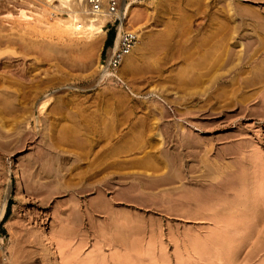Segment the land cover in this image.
Listing matches in <instances>:
<instances>
[{"label":"rangeland","instance_id":"374dc122","mask_svg":"<svg viewBox=\"0 0 264 264\" xmlns=\"http://www.w3.org/2000/svg\"><path fill=\"white\" fill-rule=\"evenodd\" d=\"M47 1L0 0V264H264V0H120L105 79Z\"/></svg>","mask_w":264,"mask_h":264},{"label":"bare ground","instance_id":"6f19581e","mask_svg":"<svg viewBox=\"0 0 264 264\" xmlns=\"http://www.w3.org/2000/svg\"><path fill=\"white\" fill-rule=\"evenodd\" d=\"M49 1V3H52L53 1H57L58 3H60V6L62 7V8H64L68 13H73L72 14V16H69V19H56L57 21L56 22H54V23H57V24H55V26L57 27L56 29H72L73 31L75 30V32L77 31V33H78V31H79V34H77V40L79 39H88V37H92L93 38V36L95 35V34H98V33H100V35H98L101 39H103V37H104V32L102 31V29H103V27H104V25H105V23L108 21V19H106V18H100V17H97V16H94V15H92L90 12H89V9H88V7H87V4H86V0H76V3H74V4H72V1L73 0H48ZM47 1V2H48ZM121 2V1H120ZM123 2V1H122ZM121 2V3H122ZM125 3V2H124ZM122 4V7H121V11H120V14H119V17L121 18V19H123V18H125V16H126V14H127V4ZM76 7V9L77 10H75V12H72V9H71V7ZM63 9V10H64ZM124 12H126V13H124ZM93 19V20H91V22H87V19ZM55 21V20H54ZM93 21V22H92ZM29 27H31V26H29ZM34 28V27H33ZM24 30V29H23ZM29 30V29H28ZM22 31V30H21ZM59 31V30H58ZM26 32H28V31H26ZM75 32H74V34H75ZM1 33V32H0ZM11 33V32H10ZM25 33V32H24ZM29 33V32H28ZM2 34V33H1ZM25 34H27V33H25ZM24 34V35H25ZM75 34V35H76ZM6 35V34H5ZM8 35H10V34H8ZM30 35V34H29ZM35 35V34H34ZM18 36H20L19 34H18ZM97 36V37H98ZM220 36V35H219ZM218 36V37H219ZM1 37V36H0ZM4 37L6 38L7 36H3L2 38L4 39ZM17 37V36H16ZM21 37V36H20ZM22 37H23V35H22ZM96 37V38H97ZM95 38L94 40H92V38H90L92 41H90L91 43H93L94 44V42H97V40H99L100 38ZM2 38L0 39V43H3L2 44V46L3 45H5V44H12L13 46H14V43L17 41L16 39L14 40V39H10V38H6V39H4V40H6L5 42H2L3 40H2ZM15 38V37H14ZM24 38V37H23ZM215 38V37H214ZM20 39H22V38H20ZM19 39V40H20ZM30 39V38H29ZM18 40V41H19ZM17 41V42H18ZM22 41V40H21ZM23 41H25V40H23ZM22 41V42H23ZM27 41V40H26ZM25 41V42H26ZM29 41V40H28ZM101 41V40H100ZM210 41V40H209ZM215 41V40H214ZM213 41V42H214ZM217 41V40H216ZM15 43V45H17L18 46V43H20V42H18V43ZM82 42V41H81ZM99 42V41H98ZM22 45H24L23 43H22ZM29 45V48H32V47H30V44H28ZM89 45V44H88ZM209 45V44H208ZM92 46V45H91ZM262 46H263V44H262ZM4 47V46H3ZM16 47V46H15ZM23 47V46H22ZM21 47V50L23 49ZM28 47V46H27ZM26 47V48H27ZM1 48V47H0ZM20 49V48H19ZM33 49V48H32ZM14 51V50H13ZM32 51V50H31ZM27 52H28V50H27ZM254 52V51H253ZM30 53V52H29ZM33 53V52H32ZM257 54V53H256ZM251 57H253V56H251ZM247 62V61H246ZM13 63V62H12ZM246 64V63H245ZM8 66V65H7ZM4 68H5V66H4ZM7 68V67H6ZM13 70V69H12ZM33 70V69H32ZM10 71V70H9ZM3 72V71H2ZM5 72V71H4ZM8 72V71H7ZM26 72V71H25ZM10 73V72H9ZM8 73V74H9ZM5 74V73H4ZM28 75V74H27ZM2 76V75H1ZM9 76V75H8ZM20 76V75H19ZM26 76V75H25ZM30 76H32V75H30ZM110 76V73H108L107 71H100V75H99V77H100V79H105V78H107V77H109ZM5 77H6V75H5ZM10 77V76H9ZM9 77H7V78H9ZM28 77V76H27ZM13 78V77H12ZM32 78V77H31ZM14 79V78H13ZM12 79V80H13ZM28 79H30V77L28 78ZM28 79H27V81H28ZM38 79V78H37ZM15 80V79H14ZM19 80V79H18ZM36 80V79H35ZM40 80V79H39ZM6 81V80H5ZM16 81V80H15ZM34 81V80H33ZM33 81H31V82H33ZM2 82H4V81H2V80H0V84L2 83ZM7 82V81H6ZM18 82H20V81H18ZM29 82V81H28ZM30 82V83H31ZM44 83V82H43ZM15 84H19V83H15ZM22 84V83H21ZM28 84V83H27ZM35 84V83H34ZM34 84H33V87H34ZM37 84V83H36ZM49 84V83H48ZM51 84V83H50ZM2 85V84H1ZM0 85V86H1ZM13 85V84H12ZM32 85V84H31ZM3 86V85H2ZM23 86V85H22ZM27 86V85H26ZM8 87V86H7ZM40 87H42V86H40ZM43 87H44V85H43ZM25 88V87H24ZM29 88V87H28ZM5 89V88H4ZM6 90V89H5ZM7 90H9V89H7ZM6 90V91H7ZM35 90V89H34ZM34 90H33V92H34ZM39 90V89H38ZM6 91H4L3 90V92H2V90H1V92L2 93H0V95H7L8 96V94L9 95H11L10 93H8V92H6ZM18 91V90H17ZM12 92V91H11ZM19 92V91H18ZM32 92V91H31ZM36 92V91H35ZM40 92V91H39ZM14 93V91L12 92V94ZM21 93V92H20ZM24 94V93H23ZM29 94H31V93H29ZM16 95V94H15ZM34 95H35V93H34ZM33 95V97H32V95L30 96L29 95V97H24L23 98V96H21L22 97V99L23 100H25V101H23L22 102V105H23V103H27V104H31V105H36V97ZM13 96V95H12ZM12 96H10V97H12ZM17 96V95H16ZM27 96H28V92H27ZM1 97V96H0ZM5 97V96H4ZM14 97V96H13ZM7 98V97H6ZM7 99H9V96H8V98ZM12 99V98H11ZM22 99H20L21 101H22ZM15 100V99H14ZM13 100V101H14ZM17 100V99H16ZM19 100V99H18ZM19 100V101H20ZM39 100V99H38ZM44 100V99H43ZM6 101V99L4 100L3 98H0V104L2 105V106H6V107H8L9 109H16L15 108V105H13V104H15L14 102H17V101H11V100H9V102H11V103H9L8 102V100H7V102H5ZM18 101V102H19ZM41 101V100H40ZM12 102H13V104H12ZM40 104V103H39ZM21 105V103H20V106H22ZM25 105V104H24ZM40 106V105H39ZM42 106V105H41ZM24 107H28V105L27 106H24ZM24 107H23V109H24ZM30 108H31V106H29ZM5 108V107H4ZM21 108V107H20ZM22 109V108H21ZM26 109V108H25ZM37 109V108H36ZM39 109H41V108H39ZM111 109V108H110ZM17 110H19V109H17ZM17 110H15V111H17ZM7 111H8V109H7ZM22 111V110H21ZM20 111V112H21ZM18 112V111H17ZM25 113V112H24ZM31 113V112H30ZM10 115V114H9ZM110 119V118H109ZM111 120V119H110ZM109 127V126H108ZM109 129V128H108ZM111 131V130H110ZM112 132V131H111ZM110 133V132H109ZM105 136H107V135H105ZM108 136H110L109 134H108ZM113 138V137H112ZM108 142L110 143L111 141L110 140H108ZM113 142V141H112ZM107 145H110V144H107ZM115 145V144H114ZM104 146V145H103ZM108 152V151H107ZM108 155V154H107ZM98 156V155H97ZM111 166H112V164H111ZM5 207H6V201L5 202H3V204L1 205V209H0V222H1V220H2V218H3V216H4V211H5ZM127 223V222H126ZM129 225V224H128ZM123 231H125V230H123ZM118 233V232H117ZM115 234H116V232H115ZM120 235V234H119ZM124 235V234H123ZM122 236V235H121ZM123 237V236H122ZM117 238H119V237H116V239ZM112 239H113V237H112ZM115 239V240H116ZM121 240V239H120ZM1 241V240H0ZM122 242V241H121ZM125 243H126V241H125ZM122 244V243H121ZM125 247V246H124ZM257 250V249H256ZM258 253V252H257ZM250 254V253H249ZM255 254H256V252H255ZM249 257H250V255H249ZM253 257V256H252Z\"/></svg>","mask_w":264,"mask_h":264},{"label":"built area","instance_id":"2783aa9c","mask_svg":"<svg viewBox=\"0 0 264 264\" xmlns=\"http://www.w3.org/2000/svg\"><path fill=\"white\" fill-rule=\"evenodd\" d=\"M86 4L92 15L108 19L103 29L110 27L111 30L106 31H113L114 39L112 45L105 49L101 57V69L110 74L116 73L134 49L137 36L123 28L125 18L119 17L120 0H86Z\"/></svg>","mask_w":264,"mask_h":264},{"label":"trees","instance_id":"16d2710c","mask_svg":"<svg viewBox=\"0 0 264 264\" xmlns=\"http://www.w3.org/2000/svg\"><path fill=\"white\" fill-rule=\"evenodd\" d=\"M108 33L109 34L107 35V38H106L105 43H104V50L112 45V42H113V39H114L113 31H109ZM8 212H9V209H7V211L5 213L3 222H5L6 219L8 218V214H9Z\"/></svg>","mask_w":264,"mask_h":264},{"label":"crops","instance_id":"0c3cea01","mask_svg":"<svg viewBox=\"0 0 264 264\" xmlns=\"http://www.w3.org/2000/svg\"><path fill=\"white\" fill-rule=\"evenodd\" d=\"M107 38V37H106ZM106 38H105V40H106Z\"/></svg>","mask_w":264,"mask_h":264}]
</instances>
